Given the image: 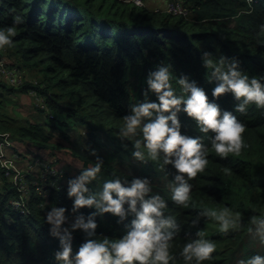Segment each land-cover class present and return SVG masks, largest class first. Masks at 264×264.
I'll list each match as a JSON object with an SVG mask.
<instances>
[{"label": "trees", "instance_id": "trees-1", "mask_svg": "<svg viewBox=\"0 0 264 264\" xmlns=\"http://www.w3.org/2000/svg\"><path fill=\"white\" fill-rule=\"evenodd\" d=\"M182 2L188 7L187 16L120 0H0V27H16L12 43L0 48V58L20 68L24 76H34H25L21 85L0 80V128L12 131L20 142L38 145L52 163L62 158L61 153L76 159L80 168L77 175L69 176L71 180L100 157L101 171L85 182L88 191L84 193L98 201L106 180L119 178L128 186L136 177L147 178L150 191L143 199L159 194L166 202L162 215L174 219L175 226L161 229L174 234L168 264H196L195 257L185 261L181 252L186 243L202 238L201 233L217 247L200 264H238L256 254L264 256V224L259 222L264 219V107L253 102L242 112L237 108L242 98L231 91L214 95L220 80L213 69L227 70L236 60L242 72L264 82V0ZM17 15L23 18L19 23ZM205 52L211 54L213 65H205ZM160 65L170 66L176 95H190L179 83L180 77H186L205 90L221 115L230 111L247 125L242 134L247 146L238 154L222 156L212 148L215 131H202L184 110L183 101L165 112L175 111L181 134L200 137L207 150L208 163L202 172L192 178L182 174L193 186L187 205L172 199V189L181 183L172 162L176 157L166 159L169 154L160 149L155 159L147 154L135 158L132 151L137 139L143 143L142 131L138 128L129 136L121 132L123 117L133 104L158 102L147 78ZM31 89L43 97L48 110L33 101L37 115H9L3 97L24 94L27 100L33 98ZM49 111L54 115L51 118ZM151 118L155 117L144 119ZM72 130L78 142H71ZM56 131L68 145L50 141ZM29 150L26 147L24 152ZM127 160H140V172H129L124 165ZM27 179L30 182L31 175ZM69 186L52 188L46 199L32 188L27 214L11 205L18 192L0 170V264H63L57 253L64 243H70V258L75 261L79 247L87 241L120 239L134 228L137 212L128 200L122 215L101 211L95 203L76 206ZM136 200L140 210L141 198ZM51 205L65 208L64 224L69 229H60L47 219ZM224 207L240 215L236 225L221 231L220 221L202 213L206 208L219 211ZM81 216L84 223L93 219L95 229L73 227ZM134 264L163 262H154L150 256Z\"/></svg>", "mask_w": 264, "mask_h": 264}, {"label": "clouds", "instance_id": "clouds-1", "mask_svg": "<svg viewBox=\"0 0 264 264\" xmlns=\"http://www.w3.org/2000/svg\"><path fill=\"white\" fill-rule=\"evenodd\" d=\"M22 19L19 15L15 17L16 23ZM15 34V26L0 27V48L10 45ZM203 55L205 65L214 64L210 53L205 52ZM223 63L224 61L221 60V64ZM238 63L233 60L227 70L219 66L213 69L220 80V83L213 89V94L219 96L231 91L235 97L242 98L241 103L237 105L238 110L242 112L246 111L247 105L253 102L258 107H264V82L257 76H249L246 72H242L237 67ZM169 68L170 66L160 65L157 70L150 72L147 83L157 93L158 102L149 100L133 104L132 111L123 117L121 132L129 136L136 134L138 128L142 131L143 143L137 139L132 151V156L135 158L143 159L147 154L155 159L160 149L169 154L166 159L172 155L176 157L172 162L179 170L176 179L181 183L172 189V199L177 203L187 205L192 199L193 186L182 174L187 173L188 178H192L196 177L198 172H202L208 163L207 150L206 146L200 142V137L181 134L175 111H170L167 115L165 112L173 106L178 107L183 101L184 110L196 119L202 131L207 132L209 129L215 131L212 148L222 156L228 153L238 154L242 146H247L242 135L247 125L230 111H224L221 115L219 106L209 101L205 90L196 86L194 82L190 83L186 77H180L179 83L183 85L186 92L190 91V95H176ZM153 116L155 118L147 119V121L144 119ZM102 164L103 160L97 157L92 166L84 168L78 178L69 181L68 193L76 197L74 202L76 206L95 203L101 211L110 210L121 215L124 213L123 204L125 200H128L129 207L137 212V218L132 222L134 228L120 239L87 241L79 247L75 261L70 258L72 253L70 243H64L63 250L57 253L58 258H62L63 264H134L136 260L144 262L152 256L154 262L162 261L163 264H168L169 241L174 234L161 229L175 225L172 217L165 218L162 215L161 210L166 206L165 200L159 194L143 199V195L150 191V187L147 178L139 177L134 178L128 186L122 184L119 178L106 180L103 190L99 193L101 198L99 201L94 195L85 196L84 193L88 191L85 182L96 177L101 171ZM137 197L141 198L140 210L136 209ZM64 212V207H54L47 219L55 226H59L65 219ZM202 214L220 221L221 231H226L230 226L236 225L240 215L238 212L233 213L228 207L219 211L206 208ZM259 222L264 224V219H260ZM77 226L95 229L96 222L89 218L88 222L84 223L81 216L73 225V227ZM201 237L183 246L181 254L185 261H191L195 257L196 264H200L201 261L211 258L217 246L212 240L203 238L202 233ZM238 264H264V256L256 254L247 261L240 260Z\"/></svg>", "mask_w": 264, "mask_h": 264}, {"label": "built area", "instance_id": "built-area-1", "mask_svg": "<svg viewBox=\"0 0 264 264\" xmlns=\"http://www.w3.org/2000/svg\"><path fill=\"white\" fill-rule=\"evenodd\" d=\"M123 2H134L137 5H144V0H120ZM166 12L175 15H188V7L182 0H170L164 9ZM0 77L7 80L11 85H21L24 80V74L20 68L14 64H9L4 58H0ZM36 82V81H34ZM30 94L35 99L37 105L47 109L43 97L36 89H31ZM50 116L53 115L49 111ZM7 133L0 131V170L16 187L18 197L10 200L11 205L21 212L30 213L29 200L31 190L37 192L42 197L48 196L52 188H62L69 184L71 178L64 170L41 156H35L32 160L20 163L21 157L15 150L7 154L4 146L9 142L6 140ZM31 175L29 182L27 177Z\"/></svg>", "mask_w": 264, "mask_h": 264}, {"label": "crops", "instance_id": "crops-1", "mask_svg": "<svg viewBox=\"0 0 264 264\" xmlns=\"http://www.w3.org/2000/svg\"><path fill=\"white\" fill-rule=\"evenodd\" d=\"M145 3L149 4V5H153L154 7H160V9H165L166 4H167L166 0H145ZM25 76L28 77V78L29 77H34V76H28L27 74ZM0 80L5 81L1 77H0ZM0 92H3L2 89H0ZM26 96L27 95L21 94L19 96H13V97L5 96V97H3V100L6 101V103H8L7 108H8V111H9L8 112L9 115H13V116H16V117H18V116L23 117V116L27 115L25 113L19 114V112H18L19 111V105H18V107H16V105L14 104V101L17 102L16 100H19L21 97L23 98V100H24V98L26 99ZM16 97H19V98H16ZM27 100L31 101L32 104H33V101H34V104H35V99L34 98H30V99H27ZM29 101L27 103H29ZM22 103H26V100L22 101ZM28 109L33 111V113H34L33 115H37V112L32 107H28ZM44 120H45V117H43L41 119V121H44ZM0 131L7 133L6 140L9 142V144L4 146L6 153L10 154L11 151H13V150L17 151L19 153L20 157H21V160H20L21 164H24L26 161L32 160L35 156H41L44 159H49L50 158V157H47L42 151H39V146L33 144L31 141L26 140V141L20 142L13 136V132L12 131L6 130V129H3V128H0ZM70 132H69V134H70ZM57 133L60 134V136H61V132L60 131H56V132H54V135H53V137L51 138L50 141L52 143H62L64 145H68L69 142L67 140H65L62 136H61L59 141H52V139L55 137V135ZM70 140H71V136H70ZM71 142H73V141L71 140ZM26 147H29L30 150L24 152ZM54 151H56V150H54ZM33 152H35L36 155L31 157V158H28L27 155L29 153H33ZM61 156H62V158H59V161L55 162L56 165H58L60 167L62 166L63 168L62 167L61 168L64 170V172L68 176L77 175V171L80 168V165H79L78 161L76 159H74L73 157L65 158V156H67V155H65L63 153H61ZM56 159H58V157Z\"/></svg>", "mask_w": 264, "mask_h": 264}, {"label": "rangeland", "instance_id": "rangeland-1", "mask_svg": "<svg viewBox=\"0 0 264 264\" xmlns=\"http://www.w3.org/2000/svg\"><path fill=\"white\" fill-rule=\"evenodd\" d=\"M170 1V0H169ZM144 2H145V0H144ZM168 2V1H167ZM144 5L147 7V8H149V9H153L154 11H159V10H161L160 9V7H154L153 5H149V4H146V3H144ZM154 7V8H153ZM166 8V7H165ZM23 96V95H22ZM21 102H20V101ZM19 100H16L17 102H15L14 101V104L16 105V107H18V105H19V114H23V113H25V114H30V115H33L34 113H33V111L32 110H30V109H28V107H32V106H30L31 104H32V102L31 101H29V100H26V103H22V101H24L25 100V98H24V100H23V98L21 97ZM29 101V103H27ZM50 118L51 117H53L54 115H52V116H50L49 114H47ZM62 136V135H61ZM61 136H60V134H56L55 135V137L52 139V141H59L60 140V138H61ZM70 136H71V140L73 141V142H78V135H77V133L75 132V131H71L70 132ZM36 154H35V152H33V153H29L28 155H27V157L28 158H31V157H33V156H35ZM124 165H125V167H126V169L129 171V172H131V173H139L140 172V167H141V162H140V160H127L126 162H124ZM62 167V166H61ZM63 168V167H62ZM164 180L165 181H167V179L166 178H164ZM43 199H46L45 197H42ZM54 208V206H52L51 205V208H49L48 209V211H47V213L49 214V212L52 210ZM64 221L66 222V218L62 221V223L58 226V227H60V229H69V225H65L64 224Z\"/></svg>", "mask_w": 264, "mask_h": 264}]
</instances>
